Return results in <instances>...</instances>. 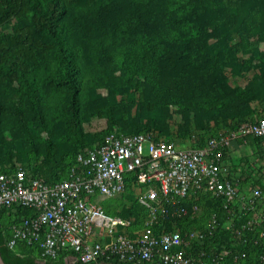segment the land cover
Instances as JSON below:
<instances>
[{
    "label": "trees",
    "instance_id": "16d2710c",
    "mask_svg": "<svg viewBox=\"0 0 264 264\" xmlns=\"http://www.w3.org/2000/svg\"><path fill=\"white\" fill-rule=\"evenodd\" d=\"M229 67L256 73L240 86L230 81ZM263 114L264 0H0V173L23 167L54 185L78 166V154L109 133L176 141L170 119L177 115L182 138L197 122L207 139ZM95 119L107 121L104 130L87 129ZM126 182L124 194L140 187L135 174ZM109 199L136 236L133 227H143L146 208ZM198 203L206 222L216 212L224 219L209 195ZM103 205L112 216L113 208ZM34 213L28 207L0 211L4 261L71 264L75 253L68 249L52 258L26 240L10 248L14 225ZM198 219L170 217L155 230L184 232ZM201 250L229 251L227 264L235 256L240 264H259L264 239L218 229L189 252ZM91 264L133 263L112 256Z\"/></svg>",
    "mask_w": 264,
    "mask_h": 264
},
{
    "label": "built area",
    "instance_id": "2783aa9c",
    "mask_svg": "<svg viewBox=\"0 0 264 264\" xmlns=\"http://www.w3.org/2000/svg\"><path fill=\"white\" fill-rule=\"evenodd\" d=\"M77 161L69 177L54 185L28 176L23 167L0 173V211H35L14 225L10 248L26 240L52 258L68 249L75 253L72 263L84 264L112 256L133 264H227L229 251L189 250L218 229L233 230L237 238L249 232L264 239V114L219 131L204 146L155 140L144 133H109L102 143L78 154ZM132 174L143 188L138 202L148 212L134 237L127 232L130 220L108 215L95 201L125 193ZM203 195L218 202L223 220L216 212L204 228L156 232L170 217L200 218ZM190 197L194 200L189 205L182 203ZM233 258L232 264H240V256ZM259 264H264V250Z\"/></svg>",
    "mask_w": 264,
    "mask_h": 264
},
{
    "label": "rangeland",
    "instance_id": "374dc122",
    "mask_svg": "<svg viewBox=\"0 0 264 264\" xmlns=\"http://www.w3.org/2000/svg\"><path fill=\"white\" fill-rule=\"evenodd\" d=\"M240 56L242 58L248 57V55H244V54H241ZM229 68L230 69L228 71V75L230 76L229 77L230 81L232 83H237L240 86L247 85L250 82V79H252L254 77V74L256 73L255 70H251L250 72L243 74V73H241V71H236L237 68L236 69H234L233 67H229ZM234 73H237V74L234 75ZM170 122H171L172 128H173V133L171 134V136H173V138H175V140H176L175 142L178 143L179 145H182V143L184 144L185 142H188V141H191L192 145H195V144L200 143L206 139V135H207L206 129L202 128V127H198L197 122H193L191 124L190 131L188 132V134L185 138H182L179 135V132H177V130L180 128L179 127L180 124L182 123L181 117L175 115L170 119ZM106 123H107L106 120H103V119L102 120H96L95 119L94 121H92V123H90V125H88L87 129L92 130V131H102L105 129ZM142 193H143V188L138 186V187H134L133 190L127 192L126 194L123 193V194L117 196L116 199L120 200V201L122 200V202H125V204L134 205L135 203L137 204V201L139 200V197L141 196ZM104 200L106 202H104ZM95 201H97L99 204H101L104 207H105V205H103L104 203H107V206L112 207L113 210L110 213L112 216H116L117 210H119V211L122 210L121 207L118 208L119 206L118 207L116 206V209H115L113 207L115 201L111 200L109 198H103V197L100 199L97 198V199H95ZM203 219H204L203 217L199 218L198 223L192 225L191 227H195L198 229L203 227L205 222H206V220L204 219V221H203ZM200 224H202V225L200 227H197ZM141 229H142L141 225H138V227L137 226L133 227V232L136 233V235H137V233L140 232ZM128 233L131 234L130 231ZM134 233H132V234H134Z\"/></svg>",
    "mask_w": 264,
    "mask_h": 264
},
{
    "label": "water",
    "instance_id": "95a60500",
    "mask_svg": "<svg viewBox=\"0 0 264 264\" xmlns=\"http://www.w3.org/2000/svg\"><path fill=\"white\" fill-rule=\"evenodd\" d=\"M0 264H7L4 259H3V256H2V253L0 251Z\"/></svg>",
    "mask_w": 264,
    "mask_h": 264
},
{
    "label": "flooded vegetation",
    "instance_id": "af4514ba",
    "mask_svg": "<svg viewBox=\"0 0 264 264\" xmlns=\"http://www.w3.org/2000/svg\"><path fill=\"white\" fill-rule=\"evenodd\" d=\"M75 263H76V262H75ZM77 263H79V262H77ZM71 264H74V263L71 262Z\"/></svg>",
    "mask_w": 264,
    "mask_h": 264
}]
</instances>
